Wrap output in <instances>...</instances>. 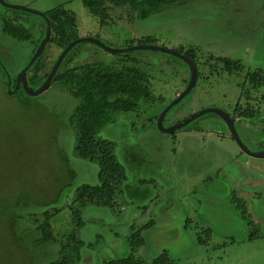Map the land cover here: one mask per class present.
<instances>
[{"label": "rangeland", "instance_id": "374dc122", "mask_svg": "<svg viewBox=\"0 0 264 264\" xmlns=\"http://www.w3.org/2000/svg\"><path fill=\"white\" fill-rule=\"evenodd\" d=\"M7 1L41 12L60 5L73 9L79 31L101 38L113 47H126L132 42L171 49L192 45L203 49L198 55L228 56L240 60L247 69L264 71V0H184L144 19L128 8L115 7L106 22L92 15L82 0ZM17 17L33 39L19 40L4 29L5 19ZM44 29L42 16L0 4V59L13 80V88L14 77L31 59ZM139 40L148 43H138ZM77 46L86 60L113 66L122 64L120 54L106 51L91 41ZM60 51L54 45L48 49L45 58L48 65L43 74L50 71ZM130 54L139 58L140 66L149 72L155 94L164 98L157 105L143 104L136 114L121 113L101 129L99 138L115 143L117 158L128 176L120 197L125 203L120 213L96 205L85 208L86 224L80 235L86 245L82 259L76 264H108L107 259L131 255L128 237L150 219L155 224L143 231L146 243L135 252L136 258L151 261L167 252L175 262L171 264H239L235 251H229V247L237 244L223 236L236 235L241 240L251 224L253 230L260 227L261 235L239 260L243 264L264 262V212L257 214L258 204L253 207V195L241 191L238 197L247 213L244 218L241 209L237 208L238 212L234 209L231 188L223 190L218 182L224 178L223 173H231L227 156L235 155V150L241 161L249 160L259 166V170L244 169L246 173L242 177L261 173L264 178V161H261L264 159L245 153L229 135L228 126L214 115L200 118L197 124L175 133L160 131L155 116L187 86L189 67L180 57L159 50L138 49ZM241 78L225 76L217 81L209 80L201 87L198 78L194 92L171 110L165 124L211 107L229 109L227 106H232L238 97L244 103L245 96L238 89ZM4 79L0 72V264H53L58 259L60 243H41L37 225L45 220L47 210L70 203L77 187L98 184L99 166L81 159L75 152L77 133L70 116L78 104L76 98L50 87L41 95H29L26 101L22 92L10 94ZM252 108L264 113V88L254 93ZM206 123H210L207 126L212 130L223 124L224 129L217 133L230 139L223 141L216 136L215 145L210 144L214 153L207 158L201 156L204 145L198 141L195 147L200 149L198 156L191 159L186 154L187 143L195 138L192 135L195 131H200L193 130L194 127ZM248 123L249 119L242 118V125L253 130H241V138L251 145L252 151L264 150V123L253 120L252 124ZM198 136L200 140L201 134ZM209 137H212L210 132ZM223 158L227 160L222 167L226 172L218 167L223 164ZM207 180L214 181L210 184ZM68 220L65 210L53 217L57 238L69 234ZM208 227L214 230L211 242L200 244V238H207Z\"/></svg>", "mask_w": 264, "mask_h": 264}, {"label": "trees", "instance_id": "16d2710c", "mask_svg": "<svg viewBox=\"0 0 264 264\" xmlns=\"http://www.w3.org/2000/svg\"><path fill=\"white\" fill-rule=\"evenodd\" d=\"M182 1L184 0H82L89 12L99 17L104 22H106L105 20L108 16L112 17V10H114L115 7L128 8L135 13L138 18L144 19L176 3H182ZM45 13L51 21L52 32L46 50L28 71L29 83L35 88L43 84L50 72L43 74V69L48 65L45 60L48 49L54 45L59 47L62 51L73 40L79 38L78 19L73 9L60 5ZM17 18L15 20H4V29L7 33L23 41L33 39V35L29 29L22 23H19V17ZM44 22L45 29L43 31V36L34 48L32 56L44 38L47 28L45 19ZM101 40L105 42L103 39ZM142 42L148 43L142 40H139L138 43ZM134 43L135 42H132L129 45H134ZM106 44L108 45V43ZM176 50L192 59L197 66L199 79H201L199 87L202 85L204 86L209 80L215 79L217 81L218 79H223L225 76H230L232 79V76L240 75L242 76V81L238 82V86L248 87V85L251 84L257 91L264 88V71L262 69L254 71L247 69L240 60L231 59L228 56H206L204 53L198 55V52H202L203 49L197 46H182ZM119 54L122 64L113 66L82 58L78 46L76 45L65 57L50 86L78 100V104L70 116L71 123L75 127L77 133L75 152L81 159L98 164L100 181L95 185L82 184L77 187L75 196L70 203L63 207L47 210L45 212V220L38 223L37 228L39 232H41V243H60L59 256L53 264H76L82 259V249L86 245V242L81 237L80 230L86 224L83 213L87 206L96 205L107 207L118 213L123 211L122 206L125 201L122 202L120 197L123 194V186L128 176L124 165L117 158L115 143L111 140L99 138L101 129L105 124L113 121L114 118L121 113L136 114L140 111L143 104L151 106L157 105L159 100L164 98V96H157L155 94L151 76L144 67L140 66L141 61L139 58L132 56L130 51ZM57 59L58 57L56 60ZM30 60L31 59H29V61ZM0 72L3 73L6 88H8L9 74L1 59ZM189 73L191 74L190 68ZM16 76L14 77V81H16ZM195 88L192 92H194ZM19 92H22L24 97H27L26 101H29L30 97L24 90L20 89L16 94H19ZM192 92L190 94H192ZM189 95L187 97H189ZM175 107H173L172 110ZM238 110V115L247 117L250 121L253 120L255 122L259 121L264 123V119L260 118L263 116L260 109H253L251 105H248ZM159 115L160 114L156 115L155 119L158 120ZM235 203L237 208L241 209L242 215L246 217L247 213L242 207L243 205L237 199ZM64 210L68 213L69 226L71 225L72 227L70 226L68 235L64 236V238L61 236L59 239L54 234L52 219L55 215ZM154 224L155 220L151 219L140 228L134 229L133 234L128 237L131 255L118 260L107 259L105 260L106 263H175L173 260H170L167 252L162 253L151 261L135 257V252L146 243L143 231L150 229ZM205 232L207 234L205 240L201 239L199 236V243L203 245L210 244L209 242H211V236L214 234V230L212 227H208Z\"/></svg>", "mask_w": 264, "mask_h": 264}, {"label": "water", "instance_id": "95a60500", "mask_svg": "<svg viewBox=\"0 0 264 264\" xmlns=\"http://www.w3.org/2000/svg\"><path fill=\"white\" fill-rule=\"evenodd\" d=\"M0 2L2 4H5L7 6L12 7L13 9H21L24 11H28L31 13L38 14V15L42 16L46 20V23H47V28H46L44 38L40 42L36 52L32 56L29 63L20 72H18V74L16 76L17 85H16L14 90L11 89L12 78H11L10 74L8 75V90H9L10 94H13L16 92V90L19 88L20 83L22 84V87H23V89L27 95L38 96V95L43 94L45 91H47V89L50 88L51 83H52L56 73L58 72L62 62L64 61V59L67 56V54L69 53V51L74 46L78 45L79 43H81L85 40L91 41V42L99 45L100 47H102L106 51H109V52L114 53V54H119V53H122L125 51H133V50H138V49L139 50L140 49H151V50H159L162 52L171 53L173 55L180 57L189 65L191 74H190L189 83L187 84L185 89L182 90V92L180 94H178V96L170 104H168L165 107V109L161 112V114L159 115L158 120H157V125H158V128L160 129V131L165 132V133H175V132L179 131L180 129H182L183 127L187 126L189 123H191L193 120L197 119L201 115L208 113V112H215V113L219 114L223 118V120L226 122L232 136L234 137V139L236 140V142L239 144V146L241 147V149L244 152H246L247 154L252 155L254 157H257V158H264V150L252 151L251 148L241 138V135H240V133L236 127V124H235V119L233 117H231L229 113H227L223 109H220L217 107H211L208 109L198 111V112L190 115L188 118H186V119H184V120H182L176 124H173L169 127L165 126L164 121H165V117H166L167 113L169 112V110H171L173 107H175L177 104H179L185 97H187L192 92V90L196 87L197 82H198V78H199L198 68L195 65V63L193 62V60L190 59L185 54L181 53L180 51L176 50V49H171V48L162 47V46H158V45H152V44L129 45L126 47H113V46L107 45L101 39L94 37V36L79 37V38L73 40L67 47H65L61 51V53L58 56V59L52 65L50 72L48 73V76L44 80L43 84L41 86H39L38 88H35L34 86H32L29 83L28 71H29L30 67L37 61V59L46 50L47 44L51 38V32H52L51 21L45 12L37 11V10L31 9V8H28V7H25L22 5H10V4H7V2L5 0H0Z\"/></svg>", "mask_w": 264, "mask_h": 264}, {"label": "crops", "instance_id": "0c3cea01", "mask_svg": "<svg viewBox=\"0 0 264 264\" xmlns=\"http://www.w3.org/2000/svg\"><path fill=\"white\" fill-rule=\"evenodd\" d=\"M79 34L82 37L88 35V34L85 35V33H82L81 31H79ZM120 45H123V44H120ZM115 46L120 47L119 45H115ZM209 132L211 133L212 137H209ZM206 133H208V134H205L204 131H195V133L192 134V135L195 136V138L190 140V142L188 141L187 146H186V150L189 151V153H186V154H187V156L189 158L195 159L198 156L197 151L200 150V149L198 148L196 150V148H195V147H198V143H197L198 141H200L201 144L204 145V146H202V148H203L202 151H200L201 156L207 158L209 155L214 153V151L211 150L212 147L210 146V144H214L215 145V142H216V138L215 137L216 136L218 138H221L223 141L225 139H230L229 138L230 136H227L226 134H221L220 135L216 131H208ZM199 134H201V139L200 140H199V136H198ZM203 135H204V138H203ZM250 135L251 134L247 133V136L250 137ZM207 137H209L208 140H206ZM232 138H233V136H232ZM247 144L249 146H251L249 143H247ZM188 147L190 149L194 148L195 150H189ZM234 152H235V155L227 156V159H229L228 161L230 162V166L229 167L231 168L230 169L231 173L230 174L223 173V177L225 179L223 178L222 180H218V182L222 186L223 190L225 188H231V192L232 193L230 194V197H231V202L234 205V209H236L235 211H237V206H236V203H235L236 199L239 201V198H241V197H238V194L241 191H243V192H247L245 194H250L251 196L253 195V198L251 199L253 207L256 204H258V207L256 206V210L258 211L257 214L261 213V212L263 213L264 212V193L262 192V187L264 186V180H263L264 178H263V176H261V173H256L255 175L249 174V175H247L245 177L240 176L241 174L246 173V172H243V171H245L244 169H248V168L249 169H256L257 168L256 170H259V166L257 164H255V163L252 164L249 160H245V162L241 161L239 159V157H240L239 152H237V150H235ZM175 154H176V152H175ZM158 156H160V154H158ZM250 156L254 157L252 155H250ZM254 158H257V157H254ZM258 159H264V158H258ZM221 161H223V164L222 165L220 164L218 167L222 170V167L224 169V164L227 163V160H226V158H223V159H221ZM258 161H260V160H258ZM261 161H264V160H261ZM259 163H262V162H259ZM251 165H254V166L249 167ZM222 171L226 172L225 170H222ZM232 172H233V174H232ZM139 180H142V179L140 178ZM213 181L214 180H207V182H210V184ZM229 181H231L233 184L230 185L228 183ZM147 212H149V211H147ZM256 218H258V217L256 216ZM260 233H261L260 227L257 226L253 230L252 226L250 224V227L248 226V230L247 231L245 230V233L242 235L243 237H242L241 240H239L236 235L235 236H231V237H224L223 236V238H225V240L230 241L233 245L237 244L236 246L229 247L230 248L229 251H235L234 255L237 256L239 264H243V261L239 260V256L242 255L244 257L243 252L245 251V249L248 246H250V245L255 243L257 237L259 235H261ZM249 234H250V236H248ZM225 249L226 248H224V250ZM225 254H226V252L223 254V258L225 257ZM257 264H264V262L257 263Z\"/></svg>", "mask_w": 264, "mask_h": 264}, {"label": "flooded vegetation", "instance_id": "af4514ba", "mask_svg": "<svg viewBox=\"0 0 264 264\" xmlns=\"http://www.w3.org/2000/svg\"><path fill=\"white\" fill-rule=\"evenodd\" d=\"M6 2H7V4H10V5H15V4H11V3H9L7 0H5ZM0 4L1 5H3L4 7H6V8H11V9H13L12 7H10V6H7V5H5V4H2L1 2H0ZM16 10H21V9H16ZM28 12V11H27ZM34 55V54H33ZM3 64H4V62H3ZM4 66L6 67V65L4 64ZM28 74H29V72H28ZM29 77V76H28ZM12 82H13V80H12ZM189 83V82H188ZM16 85H17V81H15V85H14V88H13V86H12V84H11V89L12 90H14L15 89V87H16ZM20 89H22V90H24L23 89V87H22V84L20 83L19 84V88L17 89L18 91L20 90ZM185 89V88H184ZM238 89H240V95H241V93L242 94H244V103H242L241 102V100H240V97H238V99H237V101L236 102H234V104L231 106V104L230 105H228L227 107L229 108V109H224V108H222L224 111H226L227 113H229L230 114V116L231 117H233L234 119H235V124H236V127H237V129H238V131H239V133H241L242 134V131L241 130H244V131H246V132H251L253 129H251L250 128V126H247L246 124H243L242 125V118H244V119H247L248 120V118L247 117H243V116H241V115H238V112H239V108H241V107H246V106H248V105H251V107H252V103H253V101H254V93H257V92H259L260 90H255L254 88H253V86L251 85V84H249L248 85V87L247 86H238ZM16 90V91H17ZM186 98V97H185ZM184 98V99H185ZM183 99V100H184ZM182 100V101H183ZM181 101V102H182ZM170 104V103H169ZM165 109V108H164ZM163 109V110H164ZM254 109V108H253ZM162 110V111H163ZM172 110V109H171ZM171 110H169V112L167 113V115L166 116H168V114L171 112ZM198 112V111H197ZM194 113H196V112H194ZM194 113H192V114H194ZM161 114V113H160ZM191 114V115H192ZM208 115H214V116H217L224 124H225V126L227 125L226 124V122L223 120V118L219 115V114H217V113H215V112H208V113H205V114H203V115H201L200 117H198L197 119H195V120H193L191 123H189L188 125H192V124H197L198 123V119H200V118H205L206 116H208ZM262 117H260L261 119H264V113H262ZM190 115H188L187 117H185V118H180V119H178V120H176V122H174V123H171V124H168V125H166L165 124V126L166 127H169V126H171V125H173V124H176V123H178V122H180V121H182V120H184V119H186V118H188ZM204 116V117H203ZM166 117H165V121H164V123L166 122ZM209 119V118H208ZM250 120V119H249ZM197 121V122H196ZM196 122V123H195ZM250 123H251V121H250ZM250 123H248V124H250ZM210 123H206L205 125L204 124H201L200 125V127H194V129L193 130H195V129H199L200 131H207L208 129L209 130H211V131H216V132H218V130H220L221 128H223V127H225L223 124H222V126L221 127H219V128H217V129H215V130H212V128L210 127V126H207V125H209ZM214 125V123H211V125ZM252 124V123H251ZM187 125V126H188ZM158 126V125H157ZM187 126H185V127H183L182 129H180L179 131H181V130H183V129H185ZM228 126V125H227ZM224 129V128H223ZM178 132V131H177ZM230 135H232L231 134V132H230ZM234 138V137H233ZM243 141H244V139H243ZM246 144H247V142L246 141H244ZM248 145V144H247ZM249 146V145H248Z\"/></svg>", "mask_w": 264, "mask_h": 264}]
</instances>
